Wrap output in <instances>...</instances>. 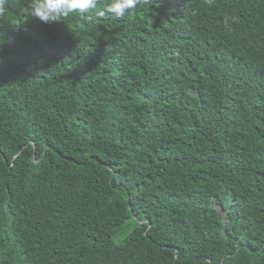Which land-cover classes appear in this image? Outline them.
I'll list each match as a JSON object with an SVG mask.
<instances>
[{"label":"trees","instance_id":"trees-1","mask_svg":"<svg viewBox=\"0 0 264 264\" xmlns=\"http://www.w3.org/2000/svg\"><path fill=\"white\" fill-rule=\"evenodd\" d=\"M26 3L0 17V264H264V0Z\"/></svg>","mask_w":264,"mask_h":264},{"label":"clouds","instance_id":"clouds-1","mask_svg":"<svg viewBox=\"0 0 264 264\" xmlns=\"http://www.w3.org/2000/svg\"><path fill=\"white\" fill-rule=\"evenodd\" d=\"M140 3L141 0H27L22 13L46 24L64 21L70 15L78 14L91 24L95 19L107 15L117 19L125 18ZM6 12L7 0H0V17Z\"/></svg>","mask_w":264,"mask_h":264}]
</instances>
